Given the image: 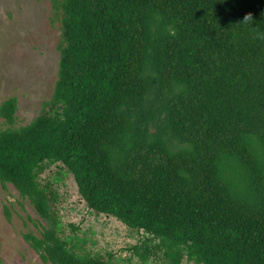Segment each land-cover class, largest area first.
<instances>
[{
    "label": "trees",
    "instance_id": "16d2710c",
    "mask_svg": "<svg viewBox=\"0 0 264 264\" xmlns=\"http://www.w3.org/2000/svg\"><path fill=\"white\" fill-rule=\"evenodd\" d=\"M50 2L53 94L24 127L0 105V183L47 225L24 240L46 264H115L61 238L39 181L61 163L89 209L145 234L143 263L264 264V0Z\"/></svg>",
    "mask_w": 264,
    "mask_h": 264
},
{
    "label": "rangeland",
    "instance_id": "374dc122",
    "mask_svg": "<svg viewBox=\"0 0 264 264\" xmlns=\"http://www.w3.org/2000/svg\"><path fill=\"white\" fill-rule=\"evenodd\" d=\"M61 23L50 0H0V105L18 101L13 127H24L40 114L57 81ZM0 128H6L0 118ZM39 181L54 195L60 236L69 245L115 264H168L163 253L143 263L131 247L141 245L143 232L131 230L112 216L89 209L74 177L61 163H46ZM9 215V220L6 218ZM47 226L28 200L11 185L0 183V264H46L24 240ZM182 264H194L183 258Z\"/></svg>",
    "mask_w": 264,
    "mask_h": 264
},
{
    "label": "clouds",
    "instance_id": "9594fccd",
    "mask_svg": "<svg viewBox=\"0 0 264 264\" xmlns=\"http://www.w3.org/2000/svg\"><path fill=\"white\" fill-rule=\"evenodd\" d=\"M249 21H253L251 15L245 17L244 22L247 23Z\"/></svg>",
    "mask_w": 264,
    "mask_h": 264
}]
</instances>
